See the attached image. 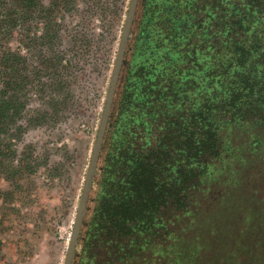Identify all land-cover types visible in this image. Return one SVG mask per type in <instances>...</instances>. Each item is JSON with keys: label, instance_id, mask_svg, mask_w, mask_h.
Segmentation results:
<instances>
[{"label": "rangeland", "instance_id": "obj_1", "mask_svg": "<svg viewBox=\"0 0 264 264\" xmlns=\"http://www.w3.org/2000/svg\"><path fill=\"white\" fill-rule=\"evenodd\" d=\"M37 2L0 37V264L64 263L130 4ZM251 132L230 134L234 154L140 264H264V132Z\"/></svg>", "mask_w": 264, "mask_h": 264}, {"label": "trees", "instance_id": "obj_2", "mask_svg": "<svg viewBox=\"0 0 264 264\" xmlns=\"http://www.w3.org/2000/svg\"><path fill=\"white\" fill-rule=\"evenodd\" d=\"M27 2L38 4L0 0V37L22 27ZM139 8L80 239L83 264H140L192 213L212 162L234 154L230 134L264 132V0Z\"/></svg>", "mask_w": 264, "mask_h": 264}, {"label": "water", "instance_id": "obj_3", "mask_svg": "<svg viewBox=\"0 0 264 264\" xmlns=\"http://www.w3.org/2000/svg\"><path fill=\"white\" fill-rule=\"evenodd\" d=\"M139 4L140 0H130L128 12L125 17V23L121 33L118 51L113 65L108 91L105 97V102L97 130L96 139L93 145L89 166L86 172L80 201L77 207L75 220L73 222V229L69 238L66 256L63 264H74L76 254L80 246V239L89 210L91 196L99 168V163L110 121V116L113 110L118 87L122 77L124 62L130 44V39L134 28Z\"/></svg>", "mask_w": 264, "mask_h": 264}]
</instances>
